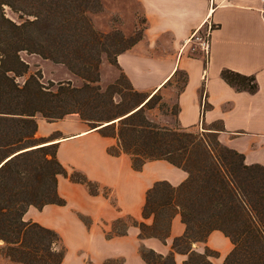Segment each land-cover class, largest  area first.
Wrapping results in <instances>:
<instances>
[{"label":"trees","instance_id":"obj_1","mask_svg":"<svg viewBox=\"0 0 264 264\" xmlns=\"http://www.w3.org/2000/svg\"><path fill=\"white\" fill-rule=\"evenodd\" d=\"M6 8L16 20L7 17ZM98 11V0H0V256L11 264H62L61 238L24 221V215L30 207L65 205L56 191L60 176L85 185L90 195L98 194L82 174L67 173L56 159V146L40 145L36 138L38 117L55 122L74 115L115 138L117 144L108 154L128 155L134 171H141L146 162L165 161L187 173L176 187L160 181L146 192L142 219L150 222L136 223L139 238L164 241L176 215L185 231L173 240L168 255L141 249L144 264H175V254L185 256L183 264H212L215 252L206 248L200 254L192 247L205 243L214 231L233 246L223 264H264V168L246 165L243 155L220 145L213 133L206 134L224 154L186 130L158 128L145 119L143 110L158 92L149 98L131 88L142 100L131 109L114 105V86H99L100 56L109 59L113 50L109 63L119 70L116 57L134 44L122 47V38L112 40L95 31L88 13ZM21 53L62 64L85 84L45 86L39 75L27 76ZM220 77L238 92L253 94L258 89L253 76L223 70Z\"/></svg>","mask_w":264,"mask_h":264},{"label":"crops","instance_id":"obj_2","mask_svg":"<svg viewBox=\"0 0 264 264\" xmlns=\"http://www.w3.org/2000/svg\"><path fill=\"white\" fill-rule=\"evenodd\" d=\"M137 2L146 22L143 40L116 57L119 73L132 90L145 97L158 92L168 105L177 107L174 128L213 133L220 145L243 155L246 165L264 168V4L260 0ZM208 24L212 31L206 59L195 37L204 33ZM223 70L255 77L257 91H236L221 79ZM180 74L185 83L177 91L176 78ZM37 124L40 145L56 146V159L63 168L81 173L100 187L97 195H90L85 186L60 176L56 191L66 205H47L41 210L30 207L24 215V221L50 229L61 238L67 247L62 264H68L71 248L80 254L93 249L97 242L110 246L120 241L106 240L105 230L97 227L110 226L117 218L113 199L123 207L136 203L133 214L138 215L146 192L156 182L166 181L176 187L187 178L185 171L165 161L148 162L140 172L134 171L128 155L108 154V149L117 144L115 138L103 136L101 127L93 129L77 116L55 122L38 117ZM77 214L90 218L93 228L84 229ZM180 223L178 215L171 226L174 237L184 234L185 226ZM137 234L135 231L133 237ZM220 234L214 231L207 238L212 251L209 243ZM142 242L158 254L170 253V244L163 248L155 240ZM192 248L202 254L205 244H194ZM232 249L228 244V251ZM180 256H176V263L184 262L185 256ZM107 259L103 255L93 261L104 264ZM6 262L0 257V264Z\"/></svg>","mask_w":264,"mask_h":264},{"label":"rangeland","instance_id":"obj_3","mask_svg":"<svg viewBox=\"0 0 264 264\" xmlns=\"http://www.w3.org/2000/svg\"><path fill=\"white\" fill-rule=\"evenodd\" d=\"M98 3H99V11L88 13V19L90 20L92 27L94 28L95 31H97L100 34L111 36L112 40H117L119 38H122L123 41L122 47L125 46L127 47L130 44L135 45L143 40L144 30L146 28V22L144 20L141 7L137 2V0H98ZM5 13L7 17H9L10 19L16 20V17L7 8L5 10ZM189 52L192 53L191 47ZM111 53L112 54L110 55L109 59L113 58L114 51L111 50ZM20 57L28 65L27 76L39 75L41 77L40 82L45 86H47L48 83L50 82L53 83L54 85L63 82H70L73 87L81 88L85 84L83 80L71 74L67 70V68L62 64H54L50 61L43 60L41 57L37 55H29L26 53H21ZM109 59L104 54L100 56L99 71H98L99 79H100V83H99L100 88L102 90H106L109 86H114L110 92L111 93L110 97H112L114 105H119L118 107L121 110H124L125 108H129V109L134 108L142 100L144 96L138 97L133 94L129 82L124 77H122V74L119 73V70L115 66L109 63ZM183 80H184V76L181 74L178 75V77L176 78L177 91L179 88H181ZM114 92L119 93V95L115 94ZM176 110H177L176 105L173 104L168 105L163 100V96L158 94L149 103V105L146 108H144L142 115L148 121L154 120L153 122L151 121L150 122L156 125L158 128L177 131L179 128H174V122H173V116L175 115ZM115 131H117V125ZM108 132L111 133V130H109ZM186 132H189L194 136L205 140L213 149L216 150V152L219 151L220 152L219 154L222 153L224 154V150L216 145V140L214 137L206 134L203 131H200L199 129L186 131ZM71 172H77V171L74 170L70 172L67 171L68 174H70ZM164 172L165 171L158 170V173H164ZM151 175H152V171L149 172L148 176ZM93 190H95V187L93 188ZM96 190L100 192V187L98 185H96ZM103 193L104 195H107L106 191H103ZM65 205H66V201H65ZM113 206L115 207V211L118 215L117 218L112 222L113 224H110V226L108 225L104 226L103 224H98L97 227L105 230L104 233L106 240L112 241L120 238L119 239L120 241H115L113 245L110 246L108 245L102 246L97 242L94 244L93 249L81 252L80 254L76 253V250L74 248H71L70 249L71 251L69 253L70 256L67 261L68 264H94L93 258H95L96 256L100 257L103 255L109 257V259H107L104 262V264H144L140 257V250L148 249V248L142 241L155 240L158 242V244L161 247L165 248L168 247V244H170V248H171L173 240L175 238H178V237H174L171 233L169 234L168 238H166L164 241L154 238L140 239L139 230L138 227L136 226V223L145 222L148 224V221H144L142 219L143 208H141L140 213L138 215H135L133 213H134V209L136 211V203L134 204L126 203L124 204L123 207L118 204L116 199H113ZM177 217L178 215L174 216L172 221ZM77 218L80 222L79 224H81L84 227V229L89 230L93 228V222L87 216L82 214H77ZM172 221L170 225V232H171ZM179 226H182L181 223ZM114 231L123 232L124 235L114 236L113 235ZM135 231H137L138 234L133 237ZM109 233H111V238L106 237V235ZM62 243L65 248V254H64L65 257L67 253L66 250L67 247L63 241ZM230 243L229 241H227L224 235L220 234L219 237H212L209 244H211L214 250L213 252H215L217 256L210 260L211 261L214 260L216 264H223L226 256L229 255V253L232 251V250L228 251V244ZM203 244H205L204 251L206 248L211 250V248L208 245V241ZM1 245L2 243L0 242V247ZM176 256H180V254H175L174 256L175 264H183V262L176 263ZM1 259L3 258L1 257ZM7 262L4 264H9V262L8 263Z\"/></svg>","mask_w":264,"mask_h":264},{"label":"built area","instance_id":"obj_4","mask_svg":"<svg viewBox=\"0 0 264 264\" xmlns=\"http://www.w3.org/2000/svg\"><path fill=\"white\" fill-rule=\"evenodd\" d=\"M264 4V0H260ZM212 31L210 24L206 26V29L203 34L197 35L195 41L197 42L201 52L204 54L205 58L208 59L209 56V36Z\"/></svg>","mask_w":264,"mask_h":264},{"label":"bare ground","instance_id":"obj_5","mask_svg":"<svg viewBox=\"0 0 264 264\" xmlns=\"http://www.w3.org/2000/svg\"><path fill=\"white\" fill-rule=\"evenodd\" d=\"M168 80H169V79H167V81H168ZM167 81H166V82H167ZM152 95H153V94H152ZM152 95H151V96H152ZM151 96H149V98H150ZM149 98H148V99H149ZM105 125H106V124H105Z\"/></svg>","mask_w":264,"mask_h":264},{"label":"water","instance_id":"obj_6","mask_svg":"<svg viewBox=\"0 0 264 264\" xmlns=\"http://www.w3.org/2000/svg\"><path fill=\"white\" fill-rule=\"evenodd\" d=\"M104 124H107V123H104ZM104 124H103V125H104Z\"/></svg>","mask_w":264,"mask_h":264}]
</instances>
